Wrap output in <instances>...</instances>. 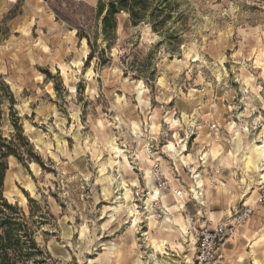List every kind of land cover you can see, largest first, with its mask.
I'll return each mask as SVG.
<instances>
[{
  "label": "rangeland",
  "instance_id": "obj_1",
  "mask_svg": "<svg viewBox=\"0 0 264 264\" xmlns=\"http://www.w3.org/2000/svg\"><path fill=\"white\" fill-rule=\"evenodd\" d=\"M97 3L0 0V76L43 164L9 157L4 196L45 212L53 264H194L217 224L208 264H264V0H144L107 36Z\"/></svg>",
  "mask_w": 264,
  "mask_h": 264
},
{
  "label": "trees",
  "instance_id": "obj_2",
  "mask_svg": "<svg viewBox=\"0 0 264 264\" xmlns=\"http://www.w3.org/2000/svg\"><path fill=\"white\" fill-rule=\"evenodd\" d=\"M44 1L48 2L59 16L57 8L53 5L59 0ZM143 2L144 0H98L96 12L101 17L103 33L107 36L114 31L115 16L121 11L128 13L134 23L144 20L148 12ZM77 35L87 41L90 39L80 28L77 30ZM15 103L12 91L0 76V264H53L52 258L35 239L37 228L46 219L45 212H38L29 205L28 214H26L17 203L8 201L3 193L9 157H14L19 162L33 161L43 165L40 156L22 130L14 110ZM5 105H8L10 110L12 128L8 136H4L1 130L6 120ZM28 203L36 202L28 199Z\"/></svg>",
  "mask_w": 264,
  "mask_h": 264
},
{
  "label": "built area",
  "instance_id": "obj_3",
  "mask_svg": "<svg viewBox=\"0 0 264 264\" xmlns=\"http://www.w3.org/2000/svg\"><path fill=\"white\" fill-rule=\"evenodd\" d=\"M223 230V224H217L213 228L206 225L201 229L194 264L209 263L212 257V251L215 248L216 238L223 232Z\"/></svg>",
  "mask_w": 264,
  "mask_h": 264
}]
</instances>
